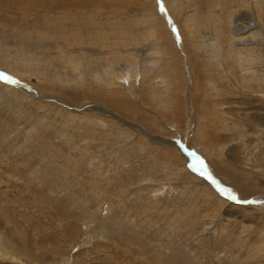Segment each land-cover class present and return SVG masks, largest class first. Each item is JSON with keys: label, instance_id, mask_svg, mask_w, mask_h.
Returning <instances> with one entry per match:
<instances>
[{"label": "rangeland", "instance_id": "1", "mask_svg": "<svg viewBox=\"0 0 264 264\" xmlns=\"http://www.w3.org/2000/svg\"><path fill=\"white\" fill-rule=\"evenodd\" d=\"M262 200L264 0H0V264H264Z\"/></svg>", "mask_w": 264, "mask_h": 264}, {"label": "bare ground", "instance_id": "2", "mask_svg": "<svg viewBox=\"0 0 264 264\" xmlns=\"http://www.w3.org/2000/svg\"><path fill=\"white\" fill-rule=\"evenodd\" d=\"M91 18V17H90ZM90 21V20H89ZM228 21V20H227ZM230 22H232V20H230L229 21V23ZM93 27V26H92ZM190 28L192 27V26H189ZM94 31V30H93ZM189 32V31H188ZM193 32V31H192ZM253 33H255V30L253 31ZM186 36V35H185ZM91 40V39H90ZM96 40V39H95ZM84 43V42H83ZM7 80V79H6ZM10 81H12V80H10ZM13 82V81H12ZM123 97V96H122ZM174 100V103H175V105H177V106H179V100L178 99H176V98H174L173 99ZM169 104V103H168ZM99 105H97V107H98ZM175 107V106H174ZM178 109V108H177ZM104 111V110H103ZM154 139V138H153ZM169 143H171V141H169ZM235 180V179H234ZM261 203H263L264 204V200H262V202Z\"/></svg>", "mask_w": 264, "mask_h": 264}, {"label": "water", "instance_id": "3", "mask_svg": "<svg viewBox=\"0 0 264 264\" xmlns=\"http://www.w3.org/2000/svg\"><path fill=\"white\" fill-rule=\"evenodd\" d=\"M8 81H10V80H8ZM11 82V81H10ZM184 151H185V149H184ZM188 153H190V152H188ZM191 154H193V156L192 157H196V155H194V152L192 151L191 152ZM194 160H195V158H193ZM196 160H197V158H196ZM198 164V163H197ZM199 165V164H198ZM201 167V166H200ZM215 184V186L218 188V190H219V186L216 184V183H214ZM220 190H221V188H220Z\"/></svg>", "mask_w": 264, "mask_h": 264}, {"label": "snow or ice", "instance_id": "4", "mask_svg": "<svg viewBox=\"0 0 264 264\" xmlns=\"http://www.w3.org/2000/svg\"><path fill=\"white\" fill-rule=\"evenodd\" d=\"M4 79H7L6 77ZM233 199H235V197H232Z\"/></svg>", "mask_w": 264, "mask_h": 264}]
</instances>
